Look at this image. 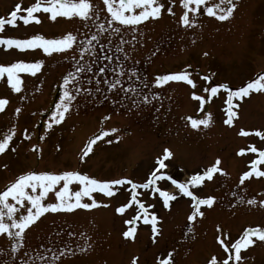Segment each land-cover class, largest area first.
Listing matches in <instances>:
<instances>
[{"label": "rangeland", "instance_id": "obj_1", "mask_svg": "<svg viewBox=\"0 0 264 264\" xmlns=\"http://www.w3.org/2000/svg\"><path fill=\"white\" fill-rule=\"evenodd\" d=\"M34 2L0 0V17L8 18L16 3H21L23 8ZM91 2L99 15L87 26L78 17L59 18L53 23L47 18L48 14H41L43 22L39 25L33 22L26 26L18 20L16 27L6 25L5 31L0 33L3 37L27 38L40 33L54 38L72 31L81 41L98 34V40L93 42L95 53H84L83 59H80L79 45L50 56L42 50L22 53L0 46V63L3 64L43 60L35 76L20 74L23 83L19 93L7 84L6 76L0 79V99L9 101L0 111V138L15 129L9 149L0 154V192L19 175L30 171L77 170L101 180L127 177L135 183H146L165 148L174 156L166 161L169 168L161 172L174 179L184 180L197 172L202 173L217 159L227 174L216 173L212 181L200 186L198 194L202 198L212 195L217 199L211 208L202 206L205 215L193 222L187 219L192 210L190 198L180 197L172 202L170 209H165L162 198L151 188L132 189L130 185L115 186L117 191L112 197L95 193L100 206L91 210L46 213L26 230L31 232L24 242L33 243V250H38L30 256L32 264H45L38 259V254L46 256L48 264H132L134 259L136 264H159L169 252L173 255V264H209L213 257L219 264L226 254L218 243V236L226 243H234L246 229L264 227V206L260 204L264 201V177L253 176L244 185L239 183L242 174L250 171V162L258 157L250 147L264 150V139L255 135L256 131L264 132V93H253L239 101L240 107L233 109L238 116L231 126L224 123L227 90L221 88L203 107L193 99V93L204 96L207 101L206 88L227 84L235 90L264 74V0H234L237 7L232 17L225 21L208 16L201 6L192 27L180 23L185 11L180 0H175L174 4L170 0H160L165 4L161 17L150 18L134 29L119 22L109 26L110 14L103 0ZM167 7H172L174 14L168 13ZM135 11L138 14L140 9ZM99 24H104L107 30L100 32ZM114 28L121 31L115 32ZM105 55L112 56L113 60H104ZM73 56L77 59H72ZM117 59L125 65L126 74L134 70L140 77L129 80L126 75L122 78L125 87L133 85L137 89L153 90L144 92L149 93V103L140 102L138 108L134 107L117 98L119 90L109 92L103 83L99 85L100 92L95 91L97 79L115 78L111 70L116 67ZM77 60L80 64H92V72L81 73L80 83L93 92L90 96H78L65 120L48 129L46 124L59 100L63 77L75 71ZM93 60L97 62L93 64ZM102 66L107 70L99 74ZM181 71L190 72L199 88L186 82L155 85L157 76ZM204 76L211 79L204 80ZM144 84L149 87L145 88ZM154 94H158L155 100L152 99ZM237 102L234 99V103ZM152 103L156 105L154 109ZM18 108L19 113L16 112ZM208 113L212 116L209 126L191 127L187 117L203 119ZM105 116L109 119L105 120ZM112 127L119 131L98 141L92 153L81 162L88 140L101 129ZM241 129L250 135H240ZM108 139L112 140L111 144L107 143ZM33 146L37 150L34 151ZM241 149H244L243 155L239 154ZM260 167L264 170V165ZM156 186L175 190L166 178L157 180ZM70 188L76 191L79 185L74 182ZM133 193L149 213L155 212L158 218L164 216L158 219L160 234L155 240L151 224H144L142 215L136 221L135 238L123 236L131 226L125 221L141 212L139 204L132 200ZM250 199L257 203L248 204ZM45 202H55L54 193H49ZM84 202L90 201L85 198ZM125 204L130 206L124 213H118L116 209ZM189 224L193 229L190 233ZM37 236L43 239L41 244ZM85 240L90 247L80 251ZM14 243L7 234H0L2 252L7 253ZM40 247L44 253L37 249ZM18 250H14L9 259L0 253V264L19 263L22 256ZM232 252L234 254V250ZM241 254L242 261L235 264H264V242L257 239L256 244L242 249ZM54 256H59V260L53 261Z\"/></svg>", "mask_w": 264, "mask_h": 264}, {"label": "snow or ice", "instance_id": "obj_2", "mask_svg": "<svg viewBox=\"0 0 264 264\" xmlns=\"http://www.w3.org/2000/svg\"><path fill=\"white\" fill-rule=\"evenodd\" d=\"M107 6V12L110 14L108 25L111 26L114 22H119L122 26H138L143 22L152 19H158L161 17L162 12L165 10V4L160 0H103ZM171 3H175V0H170ZM180 3L185 10L180 17V23L186 27H192L196 24V15L201 11V6H204L205 13L210 17H215L220 21H225L232 17L237 5L234 0H180ZM136 9H140L138 14ZM166 11L170 14H174L172 7H167ZM128 13V14H126ZM41 14H48V19L56 23L59 18L72 19L74 17L80 18L85 26L89 21H92L94 17H98L99 13L94 11V5L91 0H35L31 6L23 7L21 3H16L14 10L10 12L8 18L0 17V33L5 31V26H17V21H22L24 25H29L35 22L37 25L43 22ZM190 14L191 18H190ZM98 29L100 32H104L107 29L104 24H99ZM115 32H120V28H114ZM98 40V34H93L90 39L83 41L79 40V36L72 31H68L66 34L57 36L54 38H47L44 34H33L27 38H14L0 36V46H5V50L15 49L20 52L42 50L43 54L48 56L53 53H65L68 50H72L74 46L79 45L80 59H83L84 53H95L94 41ZM118 51H123L122 48H118ZM128 59L127 55L124 57ZM72 59L76 60L75 56ZM104 60L111 62L112 56L105 55ZM97 60H93L95 64ZM43 60H36L35 62H26L24 60H18L9 64L0 63V79L6 76V82L11 88L19 93L22 90V78L21 73H28L35 76L42 68ZM106 66L99 68V74L105 73ZM92 72V64H80L77 60V67L74 72H69L63 77L61 85V94L58 102L54 106V110L50 116V122L46 124L48 129L53 127V124L59 125L66 118L73 108V104L77 101V97L80 95L90 96L93 89L83 86L80 83L81 73ZM112 75L114 79H97L96 92H100L99 85L101 83L107 85L109 92L122 91L125 94V98L128 93H137V88L133 85L125 87L123 85L122 78L127 75L131 80L135 77L140 79L138 73L134 70H129V73L125 72V65L120 63L117 59L116 67L112 68ZM204 80H210V76H204ZM89 79L88 83H91ZM168 82H186L193 88L196 87L194 80L191 78V73L188 71H181L171 74L159 75L155 78V85L162 86ZM144 87H149L148 84H144ZM223 88L227 90V118L224 121L225 124L233 125L234 119L238 116V112L233 109L240 107L239 101H243L245 98L250 97L253 93H264V74L258 75L255 79L249 80L243 86L236 88L235 90L229 88L227 84H220L218 86H212L206 88L205 92L209 93V98L206 101L204 96L196 95L193 93V99L198 101L203 107L207 102H210L211 97H215L219 90ZM158 94H154L152 99H156ZM143 102L149 103V96L144 95L142 97ZM234 99L238 101L234 103ZM9 101L7 99H0V111H3L5 105ZM133 106L139 107V104L133 100ZM20 109H16L19 113ZM105 120L109 119L108 116L104 117ZM190 121L193 129H198L201 125L207 127L211 123L212 116L208 113L203 119H194L187 117ZM119 130L115 127L109 129H101L98 134L91 137L85 145L80 160L83 162L85 158L92 153L94 145L98 141H103L105 137H110L111 134L117 133ZM15 135V129H10L8 135L0 138V154L9 149L10 142ZM240 135L248 136L249 132L241 129ZM255 135L264 139V132L256 131ZM28 138V137H26ZM43 139V137H41ZM119 140V137H117ZM107 143L111 144L112 140L108 139ZM15 151V149H12ZM33 150H37L33 146ZM252 153H258V157L250 162V171H245L240 177L239 183L245 184L246 180H249L253 176L264 177V170H261V165H264V150H259L255 146L250 147ZM241 155L244 154V149L240 150ZM174 156L173 152L165 148L162 156L156 160L157 167L153 170L147 179L146 183H135L132 179L124 177L112 180H101L91 177L87 174H83L77 170H65L60 173L54 172H36L30 171L25 174L19 175L15 182L9 184L6 190L0 192V234H7L9 238H13L15 243L13 244V250H18L23 247L26 230L46 213H58L67 212L72 213L78 209L91 210L100 206V202L95 198V193L103 194L107 197H112L117 191L115 186L130 185L132 189L143 188L152 189L154 193H158L162 198V205L165 209H170L172 202H175L180 197L190 198L191 202V214L188 216V221L193 222L197 220V217H203L205 215L202 210V206L211 208L216 203V197L207 195L202 198L198 192L200 186L204 185L206 181H212L216 173L226 175L223 169L220 167L221 161L217 159L211 167L200 173L191 175L184 180L174 179L172 175L161 172L162 169L169 168V164L166 163L170 158ZM170 180L175 186L174 191H164L160 187L156 186L157 180L162 179ZM79 185V189L73 191L70 185L73 183ZM59 186V187H58ZM49 193H54L55 202H45V198ZM87 198L90 202H84ZM10 199L12 202H10ZM132 200L139 204L141 210L132 219L125 221L126 224L131 225L123 232V236L127 238H135L137 227L136 221L143 217L144 224H151V230L153 233V239L160 234V230L157 227L158 216L155 212L149 213L143 203L136 200V194L133 193ZM243 202V199L241 200ZM250 205H255L257 201L250 199L247 201ZM260 204L264 206V201H260ZM19 206V207H18ZM107 206V205H104ZM129 204H125L116 209L118 213H124L125 208L129 207ZM154 207V206H153ZM217 230L220 231L219 226ZM191 224L188 226V232H192ZM255 237L256 239H253ZM257 239L260 242H264V227H250L246 229L239 239L234 243H226L225 239L217 237L218 243L222 246L226 258H223L219 264H230V261L240 262L243 257L241 254L242 249H248L249 246L257 243ZM88 245L85 240L84 246L80 247V251H84ZM234 250V254L232 252ZM63 255V253H61ZM38 259L48 264L47 257L43 254H38ZM59 260V256H54L53 261ZM23 264H32L31 258L25 260ZM132 264H136L134 259ZM159 264H173V255L171 252L167 254L166 258L159 261ZM209 264H218L216 257H213Z\"/></svg>", "mask_w": 264, "mask_h": 264}, {"label": "flooded vegetation", "instance_id": "obj_3", "mask_svg": "<svg viewBox=\"0 0 264 264\" xmlns=\"http://www.w3.org/2000/svg\"><path fill=\"white\" fill-rule=\"evenodd\" d=\"M57 28V27H56ZM58 29V28H57ZM59 30V29H58ZM199 88V85H197L196 86V89H198ZM144 92H153V90L152 89H137V93H128L127 94V97L125 98V94L122 92V91H120V95L117 97L118 99H120V100H122V101H126V102H130V103H132L133 102V100H135L136 101V103L137 104H139L140 102H142V103H144L143 102V99H142V96L145 94ZM149 93H148V95L147 94H145V95H147V96H149ZM113 96H114V93H113ZM113 96H112V98H113ZM153 100H155V99H153ZM152 100V101H153ZM133 104V103H132ZM155 104L154 103H152V109H154L155 108ZM162 217H164V216H159V218L161 219ZM30 232L31 231H26V234H25V236H26V239H27V236H28V234H30ZM41 234H44V232H42ZM37 239H38V241L40 242V240L42 239L41 238V236H37ZM37 239L35 240V241H37ZM14 240V239H13ZM43 240V239H42ZM27 243L28 242H24V244H23V247L22 248H20L19 250H18V254L19 255H21L22 256V258H21V260L19 261V263H15V264H23V262L25 261V260H27V259H29L30 258V256L31 255H33V252H34V255H35V253H37V251L38 250H33V248H32V245H33V243H31V245H27ZM40 244H41V242H40ZM0 246H2V245H0ZM37 249H39V251L40 252H42V253H44L43 252V249L40 247V248H37ZM2 248L0 249V253L1 254H4V256H5V258L6 257H8V259H9V256H12V253H13V248H8V251H7V253H5V252H2ZM28 250V251H27ZM30 251V252H29ZM6 261V260H5ZM231 262L232 261H230V264H231Z\"/></svg>", "mask_w": 264, "mask_h": 264}]
</instances>
